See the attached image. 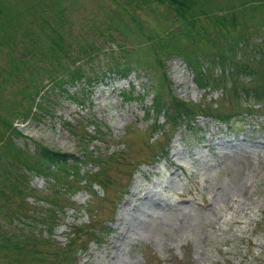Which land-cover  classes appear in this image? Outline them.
<instances>
[{
  "label": "rangeland",
  "instance_id": "1",
  "mask_svg": "<svg viewBox=\"0 0 264 264\" xmlns=\"http://www.w3.org/2000/svg\"><path fill=\"white\" fill-rule=\"evenodd\" d=\"M136 1L0 0V22H10L0 28V105L15 97L14 80L6 74L10 69L9 34L22 41L21 32L27 28L38 43L47 44L42 20L46 16L53 24L54 12L62 8L68 22L64 29L74 33L66 38L96 41L90 57L77 62L85 73L96 75L88 83L81 79L68 87L80 95L81 102L53 91L47 111L13 120L22 133L11 136L13 143L30 153L35 143H41L77 156L91 152L106 161L102 166L104 191L92 185V192L83 179L75 178L60 190L51 175L29 173L27 184L37 198L25 197L22 207L16 206L17 197L0 205V229L35 233L41 252L36 257L41 261L25 252L18 255L10 247L0 250V264H264L262 105L241 97L240 107L249 103L252 111L237 115L233 126L199 115L189 129L167 130L159 113L157 123L163 128L151 132L152 118L143 113L149 110L157 85L163 94L205 109L226 114L239 113L241 108L234 106L232 95L224 96V84L197 86L192 70L179 55L166 57L162 70L156 67L151 44L158 39L170 42L182 22L176 20L167 1ZM199 1L193 8L205 29L202 44L205 38L218 37L205 15H235L238 25L232 32L236 35L248 19L246 7L254 6L255 20L243 29L249 35L243 57L256 50L264 6L256 7L254 0ZM111 17L128 26L125 36L122 28L111 35H98V26H121ZM182 32L180 41L191 45L190 36ZM71 44V53L78 56ZM19 49L17 42L14 53ZM135 60L143 63H134L124 76L114 69L115 62ZM213 71L219 72L217 68ZM128 89L143 98L124 99ZM0 164V172L13 169L3 158ZM99 166L84 163L81 169L95 172ZM18 208L22 212L6 216Z\"/></svg>",
  "mask_w": 264,
  "mask_h": 264
},
{
  "label": "trees",
  "instance_id": "2",
  "mask_svg": "<svg viewBox=\"0 0 264 264\" xmlns=\"http://www.w3.org/2000/svg\"><path fill=\"white\" fill-rule=\"evenodd\" d=\"M129 1L137 4L136 0ZM158 1H167L168 8L172 10L176 20L182 22V25L176 36L171 35L172 40L170 42L158 39L155 44H151L150 48L156 67L162 70L163 61L166 57L173 54L179 55L192 70L193 79L197 86L216 87L224 84V96L232 95L236 108L240 107L238 101L243 97L248 101L252 100L258 106L262 105V113H264V24H262L261 35L258 34L260 36L258 45L253 48L256 50L243 57V50H246L249 44V35L243 29H248L249 22L255 20L254 9H252L254 6L246 7L249 12H252L245 11L248 19L245 21L246 24L244 23L240 27L242 31L236 35L232 32L238 25H236L235 15H229L228 12L223 15H205L210 17L209 23L216 29L215 35L218 34V37L205 38L206 43L202 44L201 33L203 32L205 35V29L201 23H198V10L193 8L197 1L200 2L199 0ZM254 1L256 7L264 6V0ZM0 11H2L1 6ZM200 13H204V11ZM54 15L56 20L53 24L46 16L42 20L46 22V25L41 23V26L43 24L48 32V34H44L48 40L47 44L38 43V40L33 38L34 33L27 28L21 32L23 42L13 34L8 35V39L11 40L10 54L7 57L10 62V69L7 70L6 74L14 80L15 90L12 94L15 97L8 104L0 105L2 110L0 112V159L6 160L13 169H4L0 172V198H2L0 205H4L5 201L17 197L18 199H14L16 200L15 204L17 207H22L25 197L37 198L27 184L29 173L51 175L53 180L60 183V190H64L67 183L74 178L79 181L83 179V184L88 185L92 192L94 190L92 185L98 186L102 191L105 190L106 182L104 181L102 166L106 164V161L103 157L93 155L91 152H81L80 156H77L52 149L41 143H35L33 152H25L15 146L11 137L12 135L22 136L13 120L17 118L25 120L32 118L34 114L47 111L52 105L53 91L57 90L61 94H65L74 102H81L80 95L68 91L69 85L81 79L88 83L96 75L94 71L90 74L85 73L81 65L77 64L82 60V57H90V52L96 48V41L93 38L89 42L84 40L87 42H85L86 44L73 41L69 37H74V33L71 32V29L68 31L64 29V23L68 24V22L62 8H57ZM131 19L133 20V17ZM116 20L121 23L120 27L115 26V24L106 25L104 29L98 26L96 27L98 35L104 36V33L111 35L122 28L125 36L128 26L123 24L120 18H116ZM5 23L10 25L9 19L0 22V28ZM182 30L183 34L190 36L191 45L180 41L179 36H181ZM66 36L69 37L66 38ZM17 42L20 44V49L16 53L20 57L14 56L16 54L14 53V46ZM71 43H74L78 56L71 53L73 48ZM63 60H67V62L63 63ZM41 62H45L47 66L40 64ZM134 63L143 62L139 60H135L133 63L115 62L114 69L120 76H124ZM214 68H217L219 72H214ZM132 94L133 90L128 89L126 94L123 93V98H143V95L137 92L135 95ZM5 95L8 96V94ZM150 111L151 113H149ZM238 111L239 113L229 112L225 114L214 108L205 109L200 104L183 101L172 94L165 95L157 85L152 94L149 110L144 111L143 114L152 118L149 126L151 132H155L163 128L157 123L156 116L159 113H162L164 117L163 121L167 124L166 129L171 128L173 130L174 128L175 130L178 126L191 128L194 118L199 115L212 117L224 124L233 126L238 122L236 116L242 112L249 113L252 111V105L245 104L241 111ZM156 155L154 154V156ZM84 163H99L100 166L95 172H89L81 169ZM1 166L2 164H0ZM14 211L22 212L20 208L11 209L6 213V216L11 217ZM51 227L52 225H49V228ZM103 228L105 229V227ZM39 241L40 239L35 233H27L24 229L16 233H5L1 232L0 229V250L13 247L18 255L25 252L36 257L41 253L36 248ZM36 260L41 261L37 257Z\"/></svg>",
  "mask_w": 264,
  "mask_h": 264
}]
</instances>
